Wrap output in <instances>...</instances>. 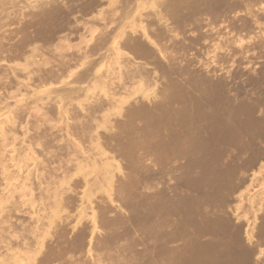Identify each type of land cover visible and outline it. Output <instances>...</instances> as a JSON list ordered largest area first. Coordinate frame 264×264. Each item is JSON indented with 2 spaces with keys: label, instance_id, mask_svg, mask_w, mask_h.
Listing matches in <instances>:
<instances>
[{
  "label": "rangeland",
  "instance_id": "374dc122",
  "mask_svg": "<svg viewBox=\"0 0 264 264\" xmlns=\"http://www.w3.org/2000/svg\"><path fill=\"white\" fill-rule=\"evenodd\" d=\"M8 1L0 264H264V0Z\"/></svg>",
  "mask_w": 264,
  "mask_h": 264
},
{
  "label": "bare ground",
  "instance_id": "6f19581e",
  "mask_svg": "<svg viewBox=\"0 0 264 264\" xmlns=\"http://www.w3.org/2000/svg\"><path fill=\"white\" fill-rule=\"evenodd\" d=\"M6 0H0V12L4 9V6H5V4L7 3L8 5L9 4H11L8 0V2H5ZM51 1V0H50ZM5 2V3H4ZM11 2H14V1H11ZM15 2H17V1H15ZM19 2V1H18ZM12 4H14V3H12ZM16 4V3H15ZM14 6V5H13ZM16 7V6H15ZM22 7V6H21ZM14 8V7H13ZM10 9V8H9ZM8 9V10H9ZM5 10V9H4ZM10 12V11H9ZM3 14V13H2ZM233 252V251H232ZM225 256V255H224ZM227 257V256H226ZM210 261H211V259H210ZM213 261V260H212ZM212 263V262H211ZM210 264V263H209Z\"/></svg>",
  "mask_w": 264,
  "mask_h": 264
}]
</instances>
